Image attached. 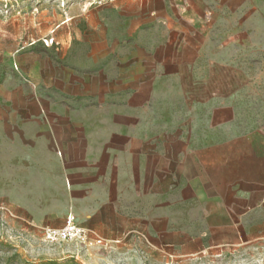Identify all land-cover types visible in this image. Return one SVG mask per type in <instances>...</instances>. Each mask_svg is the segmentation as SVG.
<instances>
[{
    "label": "crops",
    "instance_id": "1",
    "mask_svg": "<svg viewBox=\"0 0 264 264\" xmlns=\"http://www.w3.org/2000/svg\"><path fill=\"white\" fill-rule=\"evenodd\" d=\"M127 8L53 35L89 52L0 67V224L39 236L72 213L165 260L238 246L264 229V0Z\"/></svg>",
    "mask_w": 264,
    "mask_h": 264
},
{
    "label": "rangeland",
    "instance_id": "2",
    "mask_svg": "<svg viewBox=\"0 0 264 264\" xmlns=\"http://www.w3.org/2000/svg\"><path fill=\"white\" fill-rule=\"evenodd\" d=\"M141 1L0 0V67L25 52L48 55L50 47L56 52L57 48L65 46L71 57L82 47L89 52L91 45L82 44L81 37H75L74 32L65 35L64 43H58L53 35L74 28L85 31L90 39L93 24L107 23L115 16L129 18L131 11L127 3ZM79 19L81 21H77ZM251 234L238 246L185 259L165 260L160 253L147 250L140 243H115L108 248L51 245L43 241L42 235L20 236L0 224V264H264V229L253 230Z\"/></svg>",
    "mask_w": 264,
    "mask_h": 264
},
{
    "label": "built area",
    "instance_id": "3",
    "mask_svg": "<svg viewBox=\"0 0 264 264\" xmlns=\"http://www.w3.org/2000/svg\"><path fill=\"white\" fill-rule=\"evenodd\" d=\"M42 239L51 245L78 244L83 247L108 248L112 244L111 240L98 235L94 230L83 227L72 213L66 217L61 227L47 226L43 228Z\"/></svg>",
    "mask_w": 264,
    "mask_h": 264
}]
</instances>
